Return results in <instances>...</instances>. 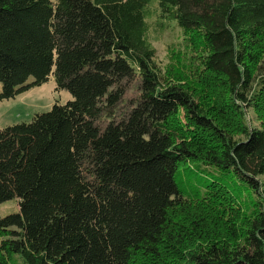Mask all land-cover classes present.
<instances>
[{"label": "trees", "instance_id": "1", "mask_svg": "<svg viewBox=\"0 0 264 264\" xmlns=\"http://www.w3.org/2000/svg\"><path fill=\"white\" fill-rule=\"evenodd\" d=\"M170 24L222 81L206 113L156 59ZM51 75L71 100L0 129V264H264V0H0V101ZM229 185L226 238L199 201Z\"/></svg>", "mask_w": 264, "mask_h": 264}, {"label": "rangeland", "instance_id": "2", "mask_svg": "<svg viewBox=\"0 0 264 264\" xmlns=\"http://www.w3.org/2000/svg\"><path fill=\"white\" fill-rule=\"evenodd\" d=\"M152 43L156 50V59L162 66L165 76L173 80L178 85H184L194 98L200 103L206 105L203 110L206 113L207 107L211 102L217 103L224 100L226 93L222 87V81L219 78L208 74L200 65L198 53L191 51V48L184 47L181 43L187 41V35L175 26L170 24L161 35H151ZM179 45L175 53L168 49L170 46ZM175 54H180L174 57ZM176 58H179L176 60ZM184 70L183 72L181 69ZM256 76H259L256 74ZM1 87V85H0ZM138 96V81L134 79L126 86L121 102L115 108L114 119L118 120L126 112L132 100ZM71 100V95L67 90H56L54 78L51 75L49 80L40 86L33 87L25 92L16 95L14 98L0 101V129L16 123L28 122L36 113H42L50 109L54 102L63 104ZM244 118L249 128L258 129L264 126V114H258L255 110L244 107ZM107 123L105 117L100 118L97 124L102 127ZM228 128L230 125L227 124ZM233 129V126H231ZM231 136L234 139H240L242 136L231 130ZM214 171H218L213 167ZM188 178V176H187ZM194 178V177H192ZM191 178V180H192ZM190 181V180H189ZM188 181V183H189ZM188 183H186L188 185ZM226 190V195L214 196L209 199L199 201L207 217L218 227V231L225 234L227 238L228 231H232L235 226L244 224V220L249 218L252 213L241 210L238 203H243V197L247 198V193L239 192L230 187ZM203 189L198 192L201 196ZM233 196H232V195ZM243 199V200H242ZM17 201L9 200L0 203V214L14 212L17 209Z\"/></svg>", "mask_w": 264, "mask_h": 264}]
</instances>
